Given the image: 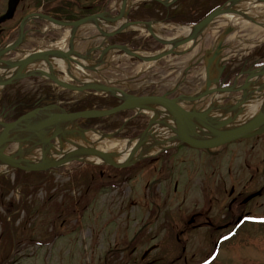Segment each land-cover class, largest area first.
<instances>
[{"label": "flooded vegetation", "instance_id": "flooded-vegetation-1", "mask_svg": "<svg viewBox=\"0 0 264 264\" xmlns=\"http://www.w3.org/2000/svg\"><path fill=\"white\" fill-rule=\"evenodd\" d=\"M225 1L0 0V51L8 50L0 60H17L23 51L51 44L59 30L89 17L102 18L109 23L123 21L120 27L101 31L106 37L104 49L125 47L131 51H157L164 45L158 36L166 38L159 32L162 26L177 27L182 24L178 19L206 16ZM62 22L66 26L60 24ZM137 24L156 28L145 30L147 34L143 35L140 29L130 27ZM123 25L128 28H122ZM115 52L124 54L122 49ZM254 62L252 59L235 64L230 61L221 82L231 85L237 69L252 66ZM29 79L41 87L38 89L41 93L45 86L49 90L39 98L58 102L68 112L79 111L73 107L88 96L61 98L56 93L60 88L55 89V84L46 80L39 84V78L35 77ZM116 87L124 89L120 84ZM11 89L18 91L22 85L20 82L8 85L0 93V112L9 113L8 120L30 110L21 113L26 101L32 100L17 96L18 92L9 96L7 90ZM35 102L37 105V100ZM131 121L138 126L141 124L136 127L137 133L146 124L143 117ZM76 162L78 165L73 169L65 165L46 172L51 196L62 192L61 200L51 202L50 207L56 219H61L63 214L66 219L72 215L87 219L86 211L95 200L99 204L97 219L101 221L103 205L110 204L107 211L110 218L105 223L98 222L106 226V233L111 227L107 234L113 235L116 241L105 251L104 264H214L221 250L232 241L264 229V131L215 150L175 145L126 168ZM57 173L68 177L61 187L56 185ZM103 194L108 196L104 198ZM62 221L66 223L63 218ZM82 224H87L86 220ZM120 225H125L127 232L119 240ZM147 242L152 244L141 251V245ZM208 243L212 245L210 251L194 256L195 248ZM195 259L198 261L194 263Z\"/></svg>", "mask_w": 264, "mask_h": 264}, {"label": "rangeland", "instance_id": "rangeland-1", "mask_svg": "<svg viewBox=\"0 0 264 264\" xmlns=\"http://www.w3.org/2000/svg\"><path fill=\"white\" fill-rule=\"evenodd\" d=\"M91 19L89 17L86 21L78 25H75V22H73L70 24L72 28L68 27L70 25L62 28L56 33L57 39L53 43H46L41 48L46 47L52 50H60L58 52L64 56L70 55V53L77 56L86 55V57L89 55L87 61L92 64H96L94 61L99 60V65H102L99 73L96 70L97 66H86L88 75L96 83L99 82V76L102 75L105 81H110V85L119 86L120 84L125 91L140 90L143 93L155 91L161 94L167 93L168 97L173 99L181 94H194L204 85L207 79H213L216 76L218 69H215L212 63L213 65L209 68V77L202 71L198 74L193 72V74L191 73L183 79V73H186L187 70L192 71L197 68L198 65L195 59L198 56L200 57L201 54L209 56L211 59L214 58V62L218 59V63L221 65V63H225L229 59L248 56L253 51L254 46L259 44L260 41H264V29L253 25H236L233 23V20L231 21L226 16L221 15L210 22L204 32L188 46L190 49L182 55L168 57L157 63H140L132 58H128L126 54L117 55L116 52L110 51L106 55V52H108L104 49L107 46L106 42H104L106 37L96 25L89 22ZM122 23L123 21L109 23L104 20L103 24L105 29L103 30H113L116 27H120ZM60 24L66 26L64 22ZM72 31H74L73 34L75 36H73L75 38L73 43L71 40ZM189 31L191 32V28H182L179 30V27L173 25H166L165 28L162 26V29L159 30L160 34L162 36L164 35L166 39H172L175 36L186 37L189 35ZM139 32L143 35L147 34V31L140 30ZM194 44L196 45L193 46ZM71 45L72 48L70 49L69 46ZM261 49L264 54V43ZM104 50L105 55L101 57ZM204 50L206 51L202 53ZM25 55V53H22L17 59L24 58ZM56 74L61 76L65 75L62 70L56 71ZM44 81L40 77L38 83L42 84ZM79 81L78 79H73L69 83L79 85ZM49 82L52 83L50 80ZM151 83L152 85L150 86ZM20 84L22 85V89L18 91H15V89H11V91L7 90V94L9 96H15V92H18L17 96H21V98L32 99L33 102L37 100V105H40V107L51 106L49 101L45 102L43 98H39L42 93H45L42 94V97L47 95L49 90H47L46 86L41 93L39 91L41 87L29 78L21 80ZM56 86L58 85H54L55 89H57ZM72 91L67 88H60V90L57 89L56 93H58L57 95L59 97L67 99L80 98L84 95L83 92ZM232 102L230 100L228 103L231 104ZM226 104L227 100L224 101L223 105ZM37 105L35 103V106L30 110L38 107ZM205 105L206 103L203 102L197 103L194 106L196 110H202ZM135 113V111L127 113L123 117V121L126 123L131 121V117ZM3 116L6 119L9 115L4 114ZM115 120L116 118H111L109 122ZM137 121L141 124L143 123L141 120ZM83 122L84 120L82 122H74V126L80 129L82 127L81 123ZM136 129L138 128L134 127L133 130L135 131L132 134L137 132ZM54 143L55 141H53ZM19 148H22L23 151L20 154L24 157L35 159L42 156V151L38 147L28 150L32 148V144L29 141H13L11 145L6 147V151L9 154H17L20 152ZM77 165L76 161H72L67 164V167L68 169H73ZM5 177H7V180L14 182L15 175L9 174ZM55 179L56 185L61 187L62 184H65L68 177L57 173ZM27 181L33 184V189L28 188L29 192L26 196H23L25 190L22 189V185L10 186L6 190L8 196L3 197V203L6 206H0V214L9 216L8 213L10 212L12 214L10 217L11 220L14 223L16 222L17 225L19 222L21 223L16 230L14 250L9 257H4L6 254L2 252L3 244L1 242L3 240L0 238L2 240L0 241V264H104L105 258L103 256L105 251L110 245L113 247L116 241L113 240L115 238L113 235L107 234L111 227L107 228L106 233V226H100L98 222L105 223L110 218V214L107 213L110 209V204L108 203V207L103 205L101 221L97 219V208L99 204L97 203V205L96 201L93 200L90 209L86 211L88 215L87 219L81 218L78 215H72V217L67 216L69 219H66V215L63 214L60 216L61 219L66 220L64 224V221L61 222V219H56L50 207L51 202L61 200L60 196L62 192L56 193L52 197L49 184H45L48 183V180L44 181L42 176L34 175L28 177ZM75 190L76 194L78 191L77 189ZM107 196L105 194L102 195L104 198ZM24 200L28 203L23 204L22 202ZM49 208L51 211H49ZM85 220L87 224H82ZM118 228L120 240L127 232V229L125 225H120ZM151 244L149 242L143 243L141 245V251ZM211 248L212 245L208 243L202 247L193 248L194 250H192L194 251V256L199 257L206 254ZM197 261L198 259L193 260L194 263ZM214 264H264V229L262 232L253 234L250 237L232 241L226 249L221 250Z\"/></svg>", "mask_w": 264, "mask_h": 264}, {"label": "bare ground", "instance_id": "bare-ground-1", "mask_svg": "<svg viewBox=\"0 0 264 264\" xmlns=\"http://www.w3.org/2000/svg\"><path fill=\"white\" fill-rule=\"evenodd\" d=\"M128 4L130 3L127 2V5ZM226 9L227 11L224 16H226L231 21L233 20L234 24L245 26L253 25L260 29H264V0L231 1L227 4ZM89 22L93 25H96L101 31L105 29L102 18H96ZM123 27L128 28L126 25H123L122 28ZM130 27L133 29H140L142 31L147 29L154 31L156 28L149 24H137L131 25ZM71 33V40L73 43L75 39L73 34L74 31ZM191 33L192 32H190L189 35L184 38L189 37ZM201 33L202 32H200L199 35ZM158 38L165 40L168 43L167 50L172 48L174 50L183 51L191 43L190 42L188 45L175 46L174 40L178 38L177 36L172 39H166L159 36ZM196 38H194V40ZM69 47L71 49L72 45ZM47 50L50 51L51 49H37L33 52H28L24 58L34 54L37 55L39 53H45ZM58 51L60 50H51L50 53L42 54L34 58L27 65L21 67H6L0 65V81L14 77L20 73H39L42 74V76H46V74L52 75L67 84H70V80L73 79L83 81L86 85H96L98 83L91 79L86 71V68L90 66H97L96 70L99 73V69L102 67V65H99V60L94 61L96 64H92L87 61L89 55L86 57V55L77 56L73 53H70V55L68 54L67 56H64ZM115 51L116 50L114 49V52ZM108 53L109 52H107L106 55H108ZM138 53L140 56L147 58L155 57L151 54L146 55L145 52L139 51ZM58 70H62L65 75H57L56 71ZM204 74H206L207 77L210 76L209 71H204ZM213 80L214 78L207 79L204 85L197 92L191 95H181L179 102H177L178 105L186 110L200 113L199 115L196 114V116H194L195 122L191 119L193 116L190 117L187 115L183 117V119L180 121V125L186 133L201 140H211L216 136L215 132H213L207 125L215 126V128L219 131L231 130L247 121H250L261 110L264 109V74L258 77H253L248 81L246 87L244 88V97L242 96V98H234L238 101L239 99H243L242 102L234 100L227 106H224L223 103L224 97L229 91H217V85L216 83H213ZM100 92L104 91L100 90ZM116 93H118V91H116ZM203 102L206 103L204 108L202 110H196L194 105ZM52 110L59 111L55 108ZM135 110L137 112L142 111L146 113L154 120L149 127V133L144 136L143 140H132V138L130 140L119 139V137L114 139V137L110 138L106 133L96 129H92L83 133L74 126V122H77L76 120L72 122L53 121L48 126H46L44 133L27 134V136H22L24 134L19 133V135H17V138L26 137L25 139L27 140L25 141H29L32 144V148L28 150L38 147L42 151V156L40 158L30 159L25 157L27 160L23 163L26 165H65L69 163V159L74 157L79 158V160L85 164L101 163L106 161L105 157L99 156L98 154L84 152V149H99L106 152L115 163L122 164L133 158L135 159L138 157H145V155L155 154L158 150L167 146L172 147L175 145H180V140L177 138L176 132L171 128L173 127L174 123L164 108H161L157 105H148L144 108H137ZM196 122H200V124H196ZM54 134L56 135V138L55 140H51L52 144L47 143L45 140ZM53 141H55L54 144ZM139 144L141 147L137 148L138 150H136L135 148ZM9 145H11V142ZM217 148L218 147L200 150H215ZM28 150L26 149V151ZM10 169L11 166L9 164L0 160V173L6 172Z\"/></svg>", "mask_w": 264, "mask_h": 264}, {"label": "water", "instance_id": "water-1", "mask_svg": "<svg viewBox=\"0 0 264 264\" xmlns=\"http://www.w3.org/2000/svg\"><path fill=\"white\" fill-rule=\"evenodd\" d=\"M232 1H239V0H232ZM231 2V1H230ZM229 2V3H230ZM228 3L218 7L215 9L213 12H211L208 16H206L202 21H200L197 25L193 27L192 33L189 37L187 38H182L177 41H175V46L178 45H183L192 39L196 38L202 30L215 18L223 15L226 13ZM88 18L82 19L80 21L75 22V25L81 24L84 21H86ZM119 49H122L126 51L127 53L133 55V56H138L136 53L131 52L130 50L124 48V47H119ZM109 50V49H107ZM8 50H2L0 51V56L3 55L5 52ZM51 51L42 53V54H47L50 53ZM105 52V51H104ZM173 49H169L167 51H164L162 53H159L158 55H155V57L152 58H145V60L151 61V60H157L160 59L168 54L173 53ZM41 53L37 55H30L24 59L18 60V61H3L0 60V65L6 66V67H21L24 65H27L30 63L34 58L42 55ZM214 56V55H213ZM214 59V58H213ZM209 59V63L211 64L214 60ZM264 74V65L254 71L248 72V77L245 81V83L239 87V88H234V87H227V88H220L216 89L218 91H241L243 93V97L245 95V87L248 83V81L253 78V77H258ZM31 75H39L42 76V74L39 73H28V74H17L14 77L5 79L3 81H0V87H4L6 85L12 84L20 79H23L27 76ZM53 82H55L57 85L62 86L64 88L68 89H76L79 91H85L88 89H94L96 91L103 90L104 92H107L109 94H113L116 96H120L122 102L113 108L110 109H103V110H98V109H92V110H84V111H77V112H67L58 107L57 105H51L50 107L48 106H41V107H36L33 110H30L26 112L23 115L18 116L16 119L10 122H5L3 119L5 118L2 116L0 118V160L9 164L11 166V169L0 173V175L11 172L16 169L24 170L27 172H32V171H45L49 170L51 168H55L60 166L59 164H46V165H26L23 162L26 161L27 159L22 156L20 153L23 150H19L17 154H9L6 151V147H8L9 143L13 141L17 142H24L26 137H20L17 138L20 134H24L22 136H27V134H41L42 132L44 133V129L46 126H48L51 122L53 121H74V120H79V119H89V118H100V117H107L113 114H116L120 111L123 110H133L136 111L135 109L137 108H144L148 105H157L161 108H164L167 114L171 117V120L173 121V127H171L175 132L177 138L180 140L179 143H184L187 144L188 146H191L193 148L197 149H211V148H216L220 147L224 144L233 142L239 138H246V137H251L254 136L255 134L261 133L264 130V109L261 110L254 118H252L250 121H247L238 127L231 129V130H225V131H219L215 128V126H209V128L215 132V137L212 138L211 140H201L197 139L188 133L184 131L182 126L180 125L181 119L183 117L189 115L190 117L193 116L191 119L194 121V116L197 113L196 111H190L182 108L180 105H178L177 102H179L180 97L177 98H170L168 97V94H150V95H141V96H135V95H129L122 91L120 88H115L103 84H94V85H82V86H72L68 85L67 83H64L63 81H60L58 78L46 74L44 76ZM264 84V83H263ZM264 87V85H263ZM118 91L121 95H118L116 93ZM192 98V97H190ZM188 98V99H190ZM187 99V100H188ZM243 99L239 100L238 102H242ZM53 108L58 109L59 111H54L52 110ZM137 112V111H136ZM139 112V111H138ZM142 112V111H140ZM154 120L150 118V121L147 125V128L136 138V139H144V136L149 133V127L151 126V123ZM192 121V122H193ZM195 122V121H194ZM196 124H200V122H196ZM172 126V125H171ZM81 132L85 133L89 131L88 129H79ZM108 137L112 138L114 133H106ZM23 138V139H22ZM56 135L54 134L53 136L47 138L45 141L47 143L52 144L51 140H55ZM135 140V139H133ZM31 141V140H30ZM141 145L139 144L135 149L138 150L137 148H140ZM83 152V151H82ZM84 152H89L93 154H98L99 156L105 157L106 161L105 163L109 165H113L115 167H127L139 160L140 158L143 157H138V158H133L130 159L129 161H126L122 164L115 163L112 161V159L107 155L106 152L99 150V149H84ZM72 160H79V158H72L69 159L68 161Z\"/></svg>", "mask_w": 264, "mask_h": 264}, {"label": "trees", "instance_id": "trees-1", "mask_svg": "<svg viewBox=\"0 0 264 264\" xmlns=\"http://www.w3.org/2000/svg\"><path fill=\"white\" fill-rule=\"evenodd\" d=\"M209 12H207V13H209ZM203 17L204 16L199 17V18H182V19H178V20L184 24H193V23L199 22ZM259 54H263L261 48L255 49L250 57L253 58V57L258 56ZM239 70H240V68L237 69V71H239ZM26 103L27 104L24 105L21 113H23L26 109H32L35 106L36 102L35 101L33 102L32 100H27ZM118 104H119V99L116 97H113V96L99 97V96H94V95H88L83 100L79 101L73 107V110H87V109H92V108H98V109L110 108V107H115ZM127 113L128 112H121V113H118L114 116H110L107 118L88 119L83 124V127H85V128H98V129H101V130L106 131V132L114 131V130L120 128L124 124L123 117ZM19 114H17V115H19ZM111 118H116V120L109 122V120ZM137 126H138L137 122L134 123L133 121H129L125 124L124 131L119 133L118 135L121 137L135 136V135H137V132L135 134H132V132L134 131L133 130L134 127H137ZM143 126L144 125H142V128H143ZM34 175L44 177V176H46V173L45 172H30V173H28V172H25L22 170H17V171H15L14 182L7 180V177H5L4 175L0 176V206L3 207V205H5L3 203V197L8 196V192L6 190L9 189L10 186L14 187V186H17L18 184L22 185V189L25 190L23 196H26L27 193L29 192V189H33V188H29V185L31 182L29 183L27 181L28 177H31ZM26 190H27V192H26ZM25 192H26V194H25ZM22 203L26 204L25 200ZM8 215L9 216H3L2 214H0V225H1V236H0V238H2V240H3V242H1L3 244L2 252L4 254H6V255H4V257H9L10 254H12V251H13L14 246H15L16 230L18 228L17 226H15L14 221H12L10 218L12 216V214L9 212ZM9 218H10V220H9ZM2 240H0V241H2Z\"/></svg>", "mask_w": 264, "mask_h": 264}]
</instances>
